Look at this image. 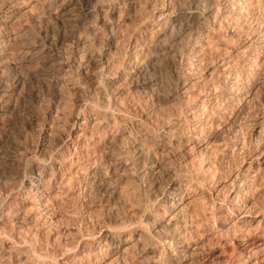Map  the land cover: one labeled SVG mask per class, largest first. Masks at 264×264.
<instances>
[{"label":"bare ground","instance_id":"1","mask_svg":"<svg viewBox=\"0 0 264 264\" xmlns=\"http://www.w3.org/2000/svg\"><path fill=\"white\" fill-rule=\"evenodd\" d=\"M34 81L50 100L24 112ZM263 85L264 0H0V131L18 157L14 179L0 151V264H209L212 244L230 249L218 264L262 262L264 110L248 137L238 119ZM250 148L209 178L211 155Z\"/></svg>","mask_w":264,"mask_h":264},{"label":"rangeland","instance_id":"2","mask_svg":"<svg viewBox=\"0 0 264 264\" xmlns=\"http://www.w3.org/2000/svg\"><path fill=\"white\" fill-rule=\"evenodd\" d=\"M26 18H27V16L25 17V20H26ZM34 82H36V81H34ZM28 83V85H26L25 86V88H24V95H25V97H23L24 99L22 100L23 102V104L21 103V105H22V107L23 108H25V110H24V112L26 111V112H34V108L33 107H39V108H41V109H43V108H46L45 106H47V104L45 105V103H46V101H48L49 102V100H50V96H48L47 94H48V92H47V90L45 89V87H41V86H43L44 84L42 83V82H39V83H42V84H37V82L36 83ZM35 86H34V85ZM37 84V85H36ZM34 88H35V91L37 90V92H38V96H40L39 97V101L36 99L35 100V98H34V96L32 95V90H33V92H34ZM28 89V90H27ZM40 89V90H39ZM27 90V91H26ZM28 93V94H27ZM31 96H30V95ZM28 96V97H27ZM33 96V97H32ZM259 97V98H258ZM47 98V99H46ZM36 101V102H35ZM249 101V104H248V108H247V110L240 116V118L238 119V123H240V124H244V126L246 125V127H245V131H244V133H245V136L246 137H248L249 136V134H250V132H251V124H252V122L256 119V116H258V118H262L263 117V115H262V112H263V110H264V85H263V88H260V91H258L257 92V94L253 97V99H250V100H248ZM38 102V103H37ZM40 102H42V103H40ZM47 102V103H48ZM26 103V104H25ZM44 103V104H43ZM251 103V104H250ZM42 107H41V106ZM43 105H45L44 107H43ZM174 106V107H173ZM176 107V104L175 103H171V104H166L165 106H163L162 107V109L164 108L165 110L167 109H172V108H175ZM28 108V109H27ZM41 109L39 110V111H37V112H41ZM33 110V111H32ZM43 111H45V109L43 110ZM42 111V112H43ZM204 114H208L207 112H205ZM204 114H203V116H204ZM250 116V117H249ZM253 116V117H252ZM27 118H31V116H28ZM27 118H25V120L23 119V121H24V123L26 124V127H27V131H28V136H27V142H28V144L29 145H34V144H36L37 143V141H39L40 142V139H39V137H38V134H39V126H38V121L36 122V120H34V119H30V120H27L26 121V119ZM243 120V121H242ZM261 120V119H260ZM240 121V122H239ZM242 124V125H243ZM264 124V123H263ZM34 129V130H33ZM247 129V130H246ZM2 131H0V151L2 150V149H4V150H2L1 151V153H4V155L2 154V157L4 156V158H1L2 160H4L3 161V163L5 164V163H7L8 164V168H7V172H9L8 173V175H11L10 177H12V178H16V176H17V171L15 172V170H17V168H16V164L15 165H13L14 163H12L11 162V159L12 160H14V159H18V157H17V154H16V152H15V149H14V147L12 146V144H10V142H8V141H6L7 139H4V138H6V136H5V134L2 132ZM244 135V134H243ZM230 134L228 133H225V134H223V136H221L220 137V143H222L223 144V146H225V143H226V141H229L230 139ZM3 142V143H2ZM5 144V145H4ZM4 147V148H3ZM221 149H224V147H222ZM251 148H250V150H249V152H248V149H245L244 150V152L243 153H241V154H239V153H234V154H232V153H230V152H225V150L224 151H222V150H220V152H218L216 155H211V158H210V161L212 162V171L209 173V178L211 177V176H213V177H211L210 179H215L214 181L215 182H217V178L218 177H222V178H224V176H225V178L224 179H222V181H226L227 180V178H226V175L228 176V175H233V174H235V173H237V171H239V169L240 168H238V167H240V162L241 161H243V159H245V160H247L246 162H250L251 161ZM249 153V156L247 155L248 153ZM232 154V155H231ZM16 155V156H15ZM234 155V156H233ZM239 155V156H238ZM1 157V156H0ZM220 157V158H219ZM244 157V158H243ZM250 157V158H249ZM8 160H7V159ZM216 158V159H215ZM222 158V159H221ZM229 158V159H228ZM10 160V161H9ZM215 160V161H214ZM219 160H221V161H219ZM199 161V163L197 162V164H199L198 166L200 167L201 165V161L202 160H198ZM217 161V162H216ZM10 163H12V164H10ZM7 164H5V165H7ZM4 165V166H5ZM218 166V167H217ZM264 165H262V167H263ZM216 167L218 168V169H216ZM12 168V169H11ZM257 168V166L255 165L254 166V168L252 169V171L254 170V169H256ZM15 169V170H14ZM220 170V171H219ZM12 171V172H11ZM222 171V172H221ZM226 171V172H225ZM228 171V172H227ZM15 172V173H14ZM215 172V173H214ZM217 172V173H216ZM214 173V174H213ZM15 174V175H14ZM212 174V175H211ZM254 174V173H253ZM252 174V175H253ZM216 175V176H215ZM258 176V178H251V179H255L256 180V182H257V185H258V188H257V190H256V188L254 189L255 190V192H252V194L250 195V197L253 199V201H252V199H251V202H250V205H252L253 207H256V209L255 208H253V211H258L259 212V214L261 215V219L262 218H264V171L262 172V173H260V175H257ZM11 178V180H13ZM217 179V180H216ZM262 179V180H261ZM263 183V184H262ZM215 187V186H214ZM214 187H210V186H208V187H206V190H208L207 192H213L214 190H215V188ZM226 193V192H225ZM254 193V194H253ZM262 194H263V196H262ZM210 195V193L208 194V197H210L209 196ZM255 196V197H253V196ZM258 197V198H257ZM211 198V197H210ZM209 198V199H210ZM213 199H215L214 197H213ZM255 200V201H254ZM210 201H211V199H210ZM215 201V200H214ZM217 201V200H216ZM257 201V202H256ZM254 202H255V204H254ZM96 203V202H95ZM151 210H154V207L153 208H151ZM256 211V212H257ZM75 224H79V223H77V222H74V221H71V222H69V226L70 227H75L76 225ZM87 227L88 228H90V229H92V226H89V225H87ZM264 227V226H263ZM215 244V243H214ZM210 247V248H209ZM221 246H216V245H208V246H206V250H205V254H207L208 253V255H209V259L206 261V263H209V264H218V263H221V262H224V260L227 258V256H228V253H229V247H228V250H227V247L225 246V249H224V247L222 248H220ZM249 248H251V246L249 247ZM46 250V247L45 248H43L42 249V251H41V253L43 254V255H47V254H49L48 253V251H49V249L47 248V250ZM222 250H223V252H222ZM224 250H227L228 252H225L224 253ZM44 251V252H43ZM203 253V255H205ZM223 253H224V255H223ZM262 253V254H261ZM260 253V255H259V258L261 257V259H260V261H262V262H258L257 264H264V251H262ZM226 257V258H225ZM254 256H252V258H253ZM224 259V260H223ZM214 261V262H213ZM216 262V263H215Z\"/></svg>","mask_w":264,"mask_h":264},{"label":"clouds","instance_id":"3","mask_svg":"<svg viewBox=\"0 0 264 264\" xmlns=\"http://www.w3.org/2000/svg\"><path fill=\"white\" fill-rule=\"evenodd\" d=\"M34 158V157H33ZM41 163H45L44 161H41ZM47 163H51V159L47 161Z\"/></svg>","mask_w":264,"mask_h":264}]
</instances>
